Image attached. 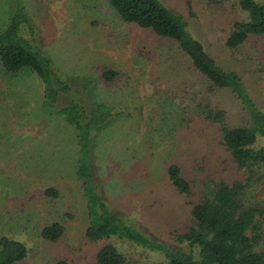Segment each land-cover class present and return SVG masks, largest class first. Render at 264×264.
I'll return each instance as SVG.
<instances>
[{
  "label": "rangeland",
  "instance_id": "obj_1",
  "mask_svg": "<svg viewBox=\"0 0 264 264\" xmlns=\"http://www.w3.org/2000/svg\"><path fill=\"white\" fill-rule=\"evenodd\" d=\"M17 1L30 28L21 25V36L49 60L69 90L49 108L42 105L41 83L29 68L9 73L0 65V236L24 244L26 255L15 264H51L55 258L88 264L95 248L83 241L87 216L74 173L73 127L55 110L69 101L86 111L109 113L89 132L87 147L93 184L107 206L145 235L178 247L168 230L179 225L166 227L167 214L152 217L149 211L171 205L174 216H188L187 206L167 184L164 166L203 157L210 167L229 170L217 131L202 124L192 107L203 82L184 67L170 42L122 22L107 0ZM162 1L184 17L216 63L239 73L264 110V39L249 37L236 49L224 45L231 23L243 16L238 0ZM13 6L12 0H0V30ZM104 64L118 71L108 83L95 71ZM222 99L226 102L227 96ZM258 145H264V138ZM50 186L57 188V196L43 194ZM245 199L264 201V183L247 188ZM53 221L62 224L63 232L48 242L39 229ZM109 242L131 264L163 259L122 240ZM180 247L187 250L185 244Z\"/></svg>",
  "mask_w": 264,
  "mask_h": 264
},
{
  "label": "trees",
  "instance_id": "obj_2",
  "mask_svg": "<svg viewBox=\"0 0 264 264\" xmlns=\"http://www.w3.org/2000/svg\"><path fill=\"white\" fill-rule=\"evenodd\" d=\"M107 1L122 22L170 42L184 67L201 79L203 86L191 99L192 107L202 124L217 131V146L230 167H225L229 170L223 173L218 166L206 164L203 157L199 161L193 158L187 165L169 162L164 166L168 186L188 210V216L179 219L170 213L176 212L171 205L149 207L152 217L167 214L166 227L171 222L180 227L168 230L178 247H167L122 219L95 189L92 166L87 160L88 135L109 113L86 111L73 101L55 108L74 131V173L82 187L87 216L83 241L95 247L88 264H131L109 242L111 238L162 254L160 264H264V201L248 203L245 199L247 188L252 190L264 183V145L256 146L264 138V110L253 101L239 73L216 63L189 32L184 17L162 0ZM12 4L14 9L0 30V65L9 73L29 68L41 83L42 105L53 108L69 86L52 71L49 60L32 42L21 36L20 27H27V17L17 0ZM238 6L243 16L231 23L226 34L224 45L229 49H236L249 37L264 39V1L238 0ZM95 71L102 83L118 76L117 70L105 64ZM43 194L57 196V188L46 187ZM62 232V224L53 221L39 229V236L54 242ZM182 244L187 250L180 247ZM25 255L22 242L0 236V264H15ZM51 264L70 262L55 258Z\"/></svg>",
  "mask_w": 264,
  "mask_h": 264
}]
</instances>
